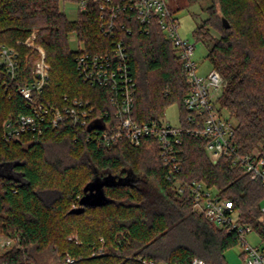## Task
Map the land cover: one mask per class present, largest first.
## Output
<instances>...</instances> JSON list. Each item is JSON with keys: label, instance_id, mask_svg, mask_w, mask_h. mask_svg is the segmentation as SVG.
<instances>
[{"label": "trees", "instance_id": "1", "mask_svg": "<svg viewBox=\"0 0 264 264\" xmlns=\"http://www.w3.org/2000/svg\"><path fill=\"white\" fill-rule=\"evenodd\" d=\"M61 1L78 0H0V46L18 52L13 80L0 67V232L19 233L21 238L4 252L0 248V264H39L45 253L51 264L68 255L75 258L72 264H142L139 257L165 264H190L199 257L224 264V251L239 242L237 233L195 211L188 191L177 194L155 138L139 146L124 140L102 145L69 127L4 138V123H17L30 110L17 87L33 81L40 59L36 48L22 43L33 31L35 45L45 51L49 80L39 96L45 103L63 106L65 96L78 97L90 100L97 110H112L106 89L79 78L76 56L82 51L110 52L113 42L123 41L137 81L133 118L159 122L174 103L180 121L188 115L183 99L189 87L181 59L156 21L146 30L134 8L122 7L107 32L111 16H102L96 1L77 10L75 19L68 17ZM186 1L199 3L206 13L193 33L207 45V57L226 81L217 101L235 120L233 144L241 153L264 150V0ZM72 33L82 44L77 50L70 47ZM207 141L205 136L184 135L178 176L203 181L231 198L241 220L264 238L261 181L227 154L213 162ZM107 175L128 176L129 181L105 187L107 204L71 212L80 205L87 183ZM100 248L103 253L96 254Z\"/></svg>", "mask_w": 264, "mask_h": 264}, {"label": "built area", "instance_id": "2", "mask_svg": "<svg viewBox=\"0 0 264 264\" xmlns=\"http://www.w3.org/2000/svg\"><path fill=\"white\" fill-rule=\"evenodd\" d=\"M90 0H78L76 10H85ZM99 4L102 16L109 13L110 21L106 31H112L114 19L123 7L134 8L139 23L148 30L157 22L166 37L170 39L181 59V70L188 84L184 96L185 109L188 115L184 121L171 124L163 120L139 123L132 116L137 81L133 75L131 58L123 41L113 42L110 52L95 53L82 51L76 56V67L79 78L92 86L107 90V98L112 110H97L90 100L83 98L67 99L63 106L48 104L40 99L48 85L45 51L35 45L36 31L23 44L34 47L40 52V59L33 69V81L20 85L17 91L30 109L19 116L18 122L7 120L4 123V138L12 139L23 133L43 135L49 129L69 127L82 133L86 140L97 144L111 145L117 141H127L139 146L145 139L155 138L161 147L160 156L167 168V178L175 181L177 194L188 191L193 199L194 210L203 214L210 222L229 232H235L238 241L243 245L241 264H264V244H251L247 234L255 231L261 242L263 236L252 224L241 220L240 210L231 198L221 195L215 188L196 179L183 181L180 171V150L185 134L205 136L208 138L205 149L209 158L217 162L227 154L233 163L244 167L252 179L260 180L264 187V150L255 148L241 153L233 144L235 120L221 111L218 97L226 88L223 75L212 68L207 74H200L197 62L193 59L195 44L183 38L179 33V21L171 13L169 0H92ZM0 67H5L13 80L17 76L18 52L15 47L0 46ZM76 205L74 204V207ZM264 218V204L261 206ZM19 233L5 235L0 240V248L6 251L20 244ZM100 248L96 254H102ZM142 264H165L154 259L139 257ZM75 258L66 256L55 264H72ZM190 264H215L195 257Z\"/></svg>", "mask_w": 264, "mask_h": 264}, {"label": "rangeland", "instance_id": "3", "mask_svg": "<svg viewBox=\"0 0 264 264\" xmlns=\"http://www.w3.org/2000/svg\"><path fill=\"white\" fill-rule=\"evenodd\" d=\"M202 3H204V6L207 5V1ZM76 7L77 5L72 1H61V8L66 12L70 19L76 18ZM169 7L179 21L180 35L195 44L193 59L198 64L199 73L207 74L213 68L211 61L207 57L208 47L202 41L197 40L193 33V29L206 17V13L201 9L199 3L190 4L186 0H169ZM70 47L72 50H77L82 47V44L78 42L75 33L70 35ZM179 111L178 103H174L166 108L165 115H163L162 118L166 122L177 124L179 122ZM132 178L133 177L130 178V181H132ZM47 197L48 199H51L53 197L52 193L48 194ZM5 235V233L0 232V240ZM246 238L251 244H264V242H261L259 235L255 231L248 233ZM242 251L243 245L241 242L229 247L224 251V264H241L243 261ZM2 252L4 251L2 250ZM49 260L50 257L48 253L42 254L39 259V264H51L49 263Z\"/></svg>", "mask_w": 264, "mask_h": 264}, {"label": "water", "instance_id": "4", "mask_svg": "<svg viewBox=\"0 0 264 264\" xmlns=\"http://www.w3.org/2000/svg\"><path fill=\"white\" fill-rule=\"evenodd\" d=\"M129 181L128 176L125 178L107 175L103 178L95 176L87 185L84 187V194L80 198V205L71 209L73 213H81L85 210V207L91 206H103L107 204L110 199L105 192L106 186H113L117 184H126Z\"/></svg>", "mask_w": 264, "mask_h": 264}]
</instances>
